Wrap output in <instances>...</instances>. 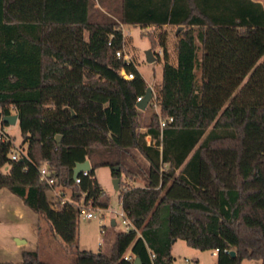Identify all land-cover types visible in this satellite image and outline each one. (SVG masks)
<instances>
[{
	"label": "trees",
	"instance_id": "obj_1",
	"mask_svg": "<svg viewBox=\"0 0 264 264\" xmlns=\"http://www.w3.org/2000/svg\"><path fill=\"white\" fill-rule=\"evenodd\" d=\"M111 10L118 21L97 22L88 18V0H0V111L13 107L25 143L22 159H11L12 140L0 139V187L37 213L38 238L20 261L0 264H133L135 256L140 264H172L176 238L218 248L212 264H264V5L120 0ZM121 23L152 25L147 35L162 50L161 79L149 102L158 111L144 123L147 107L137 108L136 97L147 84L115 55ZM159 117L171 120L160 127ZM43 159L54 185L93 207L108 203L96 166L108 165L113 177L140 176L143 185L119 192L133 227L115 232L106 251L80 249L79 210L48 199L38 172ZM84 159L88 173L74 183L73 166ZM56 234L72 250L68 263L39 256L40 241Z\"/></svg>",
	"mask_w": 264,
	"mask_h": 264
},
{
	"label": "rangeland",
	"instance_id": "obj_2",
	"mask_svg": "<svg viewBox=\"0 0 264 264\" xmlns=\"http://www.w3.org/2000/svg\"><path fill=\"white\" fill-rule=\"evenodd\" d=\"M153 30L154 29L151 28L143 29L140 26L133 25L124 27L126 33L124 38L125 50L130 55L131 63L136 67L142 77L147 80L145 81L146 84L151 87V99L154 98L156 88L160 81L162 62L161 47L157 44L154 45L147 35L150 31V33H152ZM159 31L161 32L162 28H160ZM174 31L175 28L173 27L170 28L167 33V53L170 59H173L175 55ZM148 48L152 49L155 56L156 53L158 55V58H155L152 62H147L145 60V51ZM149 102L146 106V112L142 113L139 117L140 123L145 122L152 109L155 110V106L153 105L151 108ZM2 126L3 130L8 132L7 134L10 136L13 145L21 142L20 130L17 123L2 124ZM138 129L142 130L144 127L140 126ZM22 146L24 148L25 143H23ZM94 174L108 196V203L106 207L94 209V217H86L83 213L77 214L76 243L80 249H88L92 251L102 249L106 251L111 244L114 233L125 229V225L121 222L120 216L115 213L121 211L119 197L120 190L128 185H143L144 180L140 178V176L130 178L128 175L121 173L118 181V188H115L112 183L113 176L110 173V167L108 165L96 166L94 168ZM112 218L116 221L114 225H111ZM14 226L15 223L12 222L11 224H6L4 229L12 231ZM20 228V231L24 234L23 238L26 240L22 246L27 249H36L38 243L36 229H34L33 226L29 227L27 224H22ZM9 235L10 233L8 231L5 233L4 237L7 238ZM14 241H16L15 238ZM39 247V256L46 261L52 263H68L72 260V250L69 248H63L62 245L54 239H48V242L42 241V243L40 241ZM170 253L172 256V264H183L184 257L192 259V256H194V259L196 258L197 264H212L216 261L217 257L216 253H212L211 249H199L189 246L181 238H177L172 242ZM0 260H11L16 262L21 260V254L12 255L9 252H4L0 249ZM241 264H259V260L243 259Z\"/></svg>",
	"mask_w": 264,
	"mask_h": 264
},
{
	"label": "crops",
	"instance_id": "obj_3",
	"mask_svg": "<svg viewBox=\"0 0 264 264\" xmlns=\"http://www.w3.org/2000/svg\"><path fill=\"white\" fill-rule=\"evenodd\" d=\"M258 1L262 2V4L264 5V0H258ZM116 5L117 6L120 5V0H88L89 20L97 21V22L114 21V20L118 21L117 17L113 14V11L111 10V8H113ZM121 24L123 26V29L125 26H129V25L140 26L143 29L144 28L147 29L152 26V25L144 26V25L137 24V23L136 24L121 23ZM163 28H165V25H163ZM84 34L86 36L85 32ZM144 80L147 81L146 79ZM15 123H17V121ZM147 138H148V135L146 136V140ZM48 195H49V192H47V196ZM65 195H66V199L75 200L71 196V194H69L68 191L66 192ZM12 222L15 223L14 229L12 231L4 229L6 224H11ZM36 222H37V213L34 210H32L29 206H27L18 195L11 192L6 187H0V249L1 250H3L4 252H9L12 255L21 254V257H22V251L27 250V248H24L22 246V244L25 243L26 240L23 238L24 234L22 233V231H20L21 229L20 227L22 224H27L29 225V227L33 226L35 229ZM115 223L116 221L114 220V224ZM114 224H111V225H114ZM8 231L10 235L7 236L6 238L4 236H5V233H7ZM14 238L16 239V241H14ZM53 239L59 242V236L57 234L55 235V238L53 237ZM37 247H38V244H37ZM192 257H193L192 260H194L196 263V258L194 259V256ZM5 261H9V260H5Z\"/></svg>",
	"mask_w": 264,
	"mask_h": 264
},
{
	"label": "built area",
	"instance_id": "obj_4",
	"mask_svg": "<svg viewBox=\"0 0 264 264\" xmlns=\"http://www.w3.org/2000/svg\"><path fill=\"white\" fill-rule=\"evenodd\" d=\"M120 28H121V33H122V45L120 48L115 50V55L117 57L122 56L124 58V60H126L127 62H131V58L130 55L127 53V51L125 50L124 47V38H125V31L123 29L122 24H120ZM118 73L123 76L124 78H131L133 77V72L131 71H126L124 68H120L118 70ZM142 98V95H139L136 97V100H140ZM153 105L155 106V110L158 111L156 108V104L155 102H153ZM13 107H11V112L13 113ZM171 120V117H168V119L166 120L165 118H161L159 117V125L160 127H162L166 121ZM149 138H147V141L150 140V136H148ZM0 139L1 140H11L10 136L3 130V126L0 124ZM23 155H25V150L23 147L20 146V144H16V145H12L11 150H10V158L11 159H17L22 157ZM38 172H39V179L43 180L44 182L47 183V185L49 186L47 192H49V197L48 199L53 203L54 206H58V207H62L65 204H70L72 205L75 209H78L79 212L78 213H83L84 216L86 217H94L95 214L93 213L94 209H101V207H93L90 204H86L83 201L82 198V194H81V198L78 200H68L66 199V192L68 191L69 194H71V190L70 188L67 187H63L61 185H54L53 184V177L50 175L51 169L49 168V161L47 159H43L41 161V163L38 165ZM82 175H86L88 173L87 169L81 170L80 171ZM79 172V173H80ZM79 173L76 175V177H74V183H78L80 181V177H79ZM118 216H120L121 218V222L125 225V229H129L131 227H133L131 221L129 220V218L125 215L122 207H121V211L120 212H115ZM218 251V248H214L212 249V253H216ZM125 259H129V260H133V257L128 254L125 253L123 256ZM149 257L152 259L153 257V253L150 252L149 253ZM183 264H196L194 260L184 257L183 258Z\"/></svg>",
	"mask_w": 264,
	"mask_h": 264
},
{
	"label": "water",
	"instance_id": "obj_5",
	"mask_svg": "<svg viewBox=\"0 0 264 264\" xmlns=\"http://www.w3.org/2000/svg\"><path fill=\"white\" fill-rule=\"evenodd\" d=\"M181 26H178L177 28L179 29ZM155 54L153 53L152 49L148 48L145 51V60L147 62H152L155 60ZM152 98V90L151 87L149 85L146 86L145 88V92L142 95V98L140 100L136 101V106L139 109H144L148 102L150 101V99ZM0 121L8 123V124H14L17 121V114L16 112L13 113H8V114H2L0 111ZM60 139V135L57 134L56 135V140L59 141ZM20 160L22 159V157L19 158ZM90 168V162L88 159H84L83 161H79L76 162L75 165L73 166V170H72V176L73 178L76 177V175L84 169H89ZM113 169H118V166L115 165L112 167ZM118 181H119V177H113L112 178V183L113 186L115 188H118ZM111 224H114V219H111ZM173 241V240H172ZM230 253L233 255L234 254V250H230ZM133 264H140L139 262V258L138 256L134 257L133 260Z\"/></svg>",
	"mask_w": 264,
	"mask_h": 264
}]
</instances>
